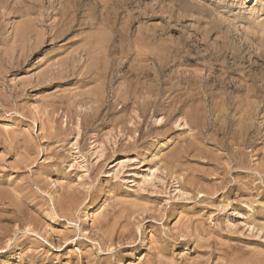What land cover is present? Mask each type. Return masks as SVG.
Segmentation results:
<instances>
[{"label": "rangeland", "instance_id": "1", "mask_svg": "<svg viewBox=\"0 0 264 264\" xmlns=\"http://www.w3.org/2000/svg\"><path fill=\"white\" fill-rule=\"evenodd\" d=\"M3 2L0 7H7H1L5 13L0 8V184H3L0 188L5 186V189L8 186L11 191H0V208L3 206L0 209V212H3L0 213V264H264V0ZM68 5L74 9L70 8V11ZM22 21L25 24L21 23ZM29 23L33 24L35 29ZM51 26H55L53 30ZM19 29L23 30V33L30 32L29 35L25 32L29 37L23 35ZM32 29L36 30L35 33ZM39 30L43 35L46 32L43 39ZM57 31L59 35L56 34ZM90 33L94 34L92 44L95 47L88 44L87 48L83 43H91ZM21 34L22 36H19ZM15 37L17 43L14 42ZM85 37L87 40L89 38L90 42H86ZM101 37L105 38L103 42ZM96 38L101 41L97 42ZM36 39H42L43 43L42 40L36 42ZM97 43L103 44L99 46ZM10 44L15 45L9 46ZM5 45L10 49L15 47V50L26 48L22 49V52L19 49V52L13 49L8 51L4 49ZM104 46L105 49L109 46L113 50L109 47L105 50ZM99 47H103L104 51ZM78 48L80 49L77 50ZM151 48L154 49L152 54L149 53L153 51ZM174 49L179 51L175 52ZM91 50L95 52L88 54ZM6 53L14 56V59ZM194 53H197V56ZM168 54H173L172 58ZM212 56H217L218 59ZM72 57L78 59L74 60ZM134 57L138 58H135L137 62ZM163 58L167 60L161 61ZM108 59L112 61L109 62ZM7 60L13 63H8ZM219 60H223V64ZM59 61L61 67L58 65ZM63 62L68 64L65 66L66 63ZM113 62H119L118 67ZM102 63L108 67L100 66ZM93 64H96V67ZM75 65L76 69L82 67V70H74ZM88 67L91 68L85 71ZM184 67L186 70H183ZM197 67L200 71H196ZM95 68L99 71L103 69L99 72ZM62 69L65 72H60ZM153 70H160L161 73L156 71V74ZM78 73L80 76H77ZM78 77L82 82H78ZM183 77L186 81H183ZM146 78L151 79V82ZM99 81L105 82L101 83L102 87ZM131 81L137 85H146L149 90L144 86L138 88L134 83L136 87H133L130 85ZM244 82H248V85ZM202 86L205 88L202 89ZM129 87L132 92L128 90ZM154 87H157L156 90ZM158 88L160 90H157ZM186 88L194 95L185 90ZM112 89H119V94ZM195 89L200 91L196 93ZM109 91L114 92L113 95L111 92L109 94ZM123 91L128 96L123 94ZM148 91L154 97L149 95ZM185 91L186 93H183ZM154 92L159 93L158 96ZM212 92L215 94L210 96ZM120 93L125 98H121ZM221 93L225 96H228L227 93L231 94L229 97L233 99L222 96ZM216 94L219 95L217 99ZM76 95L80 96L77 98ZM220 95L225 98L224 101L231 112L226 108L227 105L222 106L225 102L221 103L223 99L220 100ZM256 95L259 97H255ZM171 96L173 100H170ZM98 98L99 104L96 100ZM213 98L217 104L212 103L215 102ZM2 99H5L4 104ZM155 101L156 104L153 105ZM194 101L197 105L201 102L208 105H202L206 110L201 105L200 109ZM245 101L252 103L253 107L249 103L247 107ZM174 103H178L180 111ZM161 105L166 111L162 110ZM155 106L160 107L157 109ZM214 107L213 110H217L218 115L223 112L222 116L226 117L228 114V118H233L223 117V120L213 113V110L210 111ZM194 108L198 112L195 113ZM186 109L188 110L185 112ZM187 112H191L192 118L198 119L191 120L189 115L186 116ZM168 113H171V116ZM194 113H198L196 118ZM199 113L202 116L206 113L203 118L206 123L201 121L203 119ZM243 113L248 116L247 119ZM218 118L223 121L219 122ZM235 121L237 125L234 124ZM200 122L205 125L199 124ZM226 124L227 126H224ZM238 124L239 127L242 126L241 130ZM212 126L219 127L220 130H213ZM221 126L224 131H221ZM232 130L235 133L233 135ZM200 131H204L203 134ZM238 133L241 136H238ZM242 136L247 140L242 139ZM237 139L241 143H236ZM219 141L227 144L224 146ZM15 184H18V187ZM11 187L17 190L14 191ZM18 189L23 192L19 193ZM9 192L13 194L10 195ZM15 206L19 207V210ZM90 210L95 220H88Z\"/></svg>", "mask_w": 264, "mask_h": 264}, {"label": "bare ground", "instance_id": "2", "mask_svg": "<svg viewBox=\"0 0 264 264\" xmlns=\"http://www.w3.org/2000/svg\"><path fill=\"white\" fill-rule=\"evenodd\" d=\"M2 2H3V0H2L0 3L2 4ZM6 2H7V1H5V3H4V2H3V3L6 4ZM17 2H18V1H17ZM60 2H61V1H60ZM70 2H71V0H70ZM7 4H8V3H7ZM9 4H10V3H9ZM66 4H67V3H66ZM70 5H71V4H70ZM3 6H4V5H3ZM3 6H1V7H3ZM68 6H69V5H68ZM68 6H67V7H68ZM1 7H0V8H1ZM5 7H7V5L4 6V8H5ZM10 7H11V6H10ZM63 7H64V5H63ZM13 8H14V7H13ZM64 8H66V7H64ZM68 8H69V9L72 8V10L74 9L73 7H70V6H69ZM1 9H2V8H1ZM62 9H63V8H62ZM2 10H3L2 12L5 13L4 9H2ZM8 10H9V8H8ZM10 10H11V9H10ZM66 10H67V9H66ZM66 10H65V11H66ZM60 11L63 12V10H60ZM70 11H71V9H70ZM12 12H13V10L11 11V13H12ZM27 12H28V10H27ZM67 13H68V12H67ZM69 13H70V12H69ZM74 13H75V10H74ZM0 14H2V13L0 12ZM30 14H31V13H30ZM30 14H29V15L27 14V15L30 16ZM58 14H59V13H58ZM75 14H76V13H75ZM4 15H5V14H4ZM25 15H26V14H25ZM62 15H63V13H62ZM0 16H1V15H0ZM32 16H33V15H32ZM73 16H74V15H73ZM1 17H2V16H1ZM1 17H0V18H1ZM66 17H67V16H66ZM76 17H77V15H76ZM27 18H31V17H27ZM27 18H26V19H27ZM57 18H58V17H57ZM57 18H56V19H57ZM31 19H33V18H31ZM60 19H61V18H60ZM60 19H59V20H60ZM64 19H66V18L64 17ZM68 20H69V19H68ZM83 20H84V19H83ZM27 21L29 22V20H26V22H27ZM65 21H66V20H65ZM70 21H71V20H70ZM73 21H74V20H73ZM75 21H76V20H75ZM35 22H36V21H35ZM57 22H58V20H57ZM66 22H67V21H66ZM81 22H82V20H81ZM21 23H23V21H22ZM32 23H34V20H32ZM72 23H73V22H72ZM72 23H71V25H72ZM76 23H77V22H76ZM76 23H75V24H76ZM85 23H86V22H85ZM23 24H25V23H23ZM23 24H22V25H23ZM29 24L31 25V27L33 26V24H31V23H29ZM56 24H57V23H56ZM75 24H74V25H75ZM20 25H21V24H20ZM20 25H19V27H20ZM34 25L36 26V24H34ZM54 25H55V24H54ZM65 25H67V23H66ZM74 25H73V27H74ZM84 25H85V24H84ZM88 25H89V23H88ZM26 26H27V25H26ZM26 26H25V27H26ZM15 27H16V26H15ZM19 27H18V28H19ZM54 27H55V26H54ZM54 27L51 26L52 30L54 29ZM64 27L68 28L69 25H68V27H67V26H64ZM71 27H72V26H71ZM89 27H90V26H89ZM97 27H98V26H97ZM18 28H17V29H18ZM20 28H21V27H20ZM32 28H34V27H32ZM38 28H39V27H38ZM38 28H37V29H38ZM51 28H50V29H51ZM57 28H58V26H57ZM62 28H63V27H62ZM17 29H16V30H17ZM21 29H23V28H21ZM26 29H27V28H26ZM28 29H30V28H28ZM28 29H27V30H28ZM34 29H35V28H34ZM64 29H65V28H64ZM64 29H63V30H64ZM96 29L99 30L98 28H96ZM16 30H15V31H16ZM19 30H20V29H19ZM23 30H25V29H23ZM23 30H22V31H23ZM52 30H50V31H52ZM55 30H56V29H55ZM65 30H67V29H65ZM65 30H64V31H65ZM97 30H95V31L98 32ZM20 31H21V30H20ZM22 31H21V33H22L23 35L26 34V33H27L28 35L30 34V32L28 33V32H26V31H24V33H23ZM29 31H30V30H29ZM31 31L35 33L36 30H33V29H32ZM37 31H38V30H37ZM60 31H62V30H60ZM92 31H94V30H92ZM95 31H94V32H95ZM25 32H26V33H25ZM39 32H40V30H39ZM66 32H68V31H66ZM15 33H16V32H15ZM15 33H14V34H15ZM17 33H18V30H17ZM36 33H38V32H36ZM57 33H58V31L56 32V34H57ZM59 33L62 34L61 32H59ZM63 33H65V32H63ZM92 33H93V32H92ZM92 33H90V36H91V37L89 36V38L92 39V40H91V43H83V44L87 45V48H88V44L90 45V44H92V43L94 42V40H93V35H94V34H92ZM18 34H19V33H18ZM18 34H16V36H18ZM22 34L19 35V36H22ZM27 34H26V36H28ZM39 34H41V32H40ZM39 34H37V36H38ZM65 34H66V33H65ZM100 34L102 35V32H101ZM34 35H35V34H34ZM41 35H43V34H41ZM44 35H46V32H45ZM44 35H43V37H41L42 39L44 38ZM49 35H51V34L49 33ZM53 35H54V34H53ZM57 35H59V34H57ZM62 35H63V34H62ZM95 35H96V34H95ZM97 35H99V33H98ZM101 35H100V36H101ZM103 35H104V34H103ZM31 36H32V35H31ZM31 36H30V37H31ZM87 36H88V34H87ZM23 37H24V36H23ZM28 37H29V36H28ZM34 37H35V36H34ZM38 37H40V36H38ZM38 37H36V38H38ZM55 37H56V35H55ZM55 37H54V38H55ZM58 37H60V36H58ZM95 37H97V36H95ZM98 37H99V36H98ZM105 37H107V36H105ZM31 38L34 39L33 37H31ZM31 38H30V39H31ZM89 38H88V40H87L86 37H85L86 42H87V41L90 42V41H89V40H90ZM101 38H102V37H101ZM15 39H16V37H15ZM18 39H19V38H18ZM21 39H22V37H21ZM38 39H39V38H38ZM42 39H41V40H42ZM52 39H53V37H52ZM56 39H57V38H56ZM104 39H105V38H104ZM104 39L102 38V42H103ZM41 40H37V39H36V42H37V41H40V42H41ZM83 40H84V39H83ZM97 40H100V39L96 38V41H97ZM16 41H18V40L16 39L14 42H16ZM20 41H21V40L19 39V42H20ZM22 41H24V40H22ZM27 41H29V39H27ZM34 41H35V40H34ZM34 41H33V42H34ZM44 41H45V40H44ZM92 41H93V42H92ZM100 41H101V40H100ZM100 41H97V42H100ZM106 41H107V40H106ZM138 41H139V40H138ZM33 42H32V43H33ZM16 43H17V42H16ZM23 43H24V42H23ZM25 43H26V41H25ZM25 43H24V44H25ZM41 43H43V40H42ZM0 44H2V43H0ZM3 44H4V43H3ZM97 44H98V43H97ZM97 44H96V45H97ZM100 44H103V43H100ZM100 44H98V45L101 46ZM110 44H111V43H110ZM134 44H135V43H134ZM134 44H133V45H134ZM11 45H12V44H10L9 46H11ZM13 45H15V44H13ZM13 45H12V46H13ZM20 45H21V44H20ZM25 45H26V44H25ZM25 45H24V46H25ZM104 45H105V41H104ZM112 45H113V43H112ZM116 45H117V44H116ZM122 45H124V44H122ZM136 45H137V44H136ZM9 46H6V45H5L4 49H6V50L8 49V51H9V50L12 51V49L15 50V49H14L15 47H13V48L11 47V49H10ZM21 46H22V45H21ZM26 46H27V45H26ZM91 46L95 47V45H93V44H92ZM91 46H89V47L91 48ZM109 46H111V45H109ZM109 46H108V47H109ZM113 46H114V45H113ZM117 46H118V45H117ZM134 46H135V45H134ZM137 46H138V45H137ZM6 47H9V48H6ZM17 47H18V46H17ZM83 47L86 48V46H83ZM83 47H81V48H83ZM96 47H97V46H96ZM106 47H107V46H106ZM108 47H107V48H108ZM125 47H126V46H125ZM139 47H140V46H139ZM20 48H21V47H20ZM24 48H26V47H22L21 50H20L19 48H18V49L22 52V49H24ZM29 48H30V47H28V49H29ZM54 48H55V47H54ZM90 48H89V49H90ZM100 48L103 49V47H99V49H100ZM107 48H106V49H107ZM128 48H129V47H128ZM162 48H163V47H162ZM166 48H168V47H166ZM233 48H234V47H233ZM16 49H17V48H16ZM18 49H17V50H18ZM79 49H80V48H78L77 50H79ZM89 49H88V50H89ZM101 49H100V50H101ZM104 49H105V46H104ZM104 49H103V51H104ZM106 49H105V50H106ZM109 49H111V48L109 47ZM119 49H120V48H119ZM121 49H123V47H122ZM136 49H137V48H136ZM147 49H149V48H147ZM151 49H152V48H151ZM171 49H173V48H171ZM223 49H224V48H223ZM17 50H15V51H16V52H19V51H17ZM25 50H26V49H25ZM96 50H97V49H96ZM112 50H113V49H111V51H112ZM128 50H129V49H128ZM132 50H133V49H132ZM152 50H153V51H152V52H149V53L152 54V53L154 52V49H152ZM158 50H159V48H158ZM158 50H157V51H158ZM181 50H182V49H181ZM209 50H210V48H209ZM221 50H222V49H221ZM238 50H239V49H237V51H238ZM28 51H29V50H27V52H28ZM84 51L86 52V50H84ZM93 51H94V50H91V51H89V52H87V53L89 54L90 52H93ZM101 51H102V50H101ZM101 51H100V52H101ZM111 51H110V53H111ZM122 51H123V50H122ZM122 51H121V52H122ZM137 51H139V50H137ZM155 51H156V50H155ZM165 51H166V50H165ZM167 51H168V49H167ZM167 51H166V52H167ZM174 51H175V52H178L179 50L176 51V50L174 49ZM0 52H2V50H0ZM6 52H7V51H6ZM13 52H14V51H13ZM24 52H25V51H24ZM29 52H30V51H29ZM75 52H76V51H75ZM94 52H95V51H94ZM108 52H109V50H108ZM124 52H126V51L124 50ZM133 52H134V51H133ZM135 52H136V50H135ZM141 52H142V51H141ZM158 52H159V51H158ZM160 52H161V51H160ZM162 52H163V51H162ZM162 52H161V53H162ZM182 52L184 53V50H183ZM182 52H181L180 54L183 55ZM187 52H188V51H187ZM9 53H10V52H9ZM80 53H82V50H81ZM80 53H79V54L77 53V55H80ZM102 53H103V52H102ZM102 53H99V54H102ZM119 53H120V51H119ZM161 53H160V55H161ZM167 53H168V52H167ZM169 53H170V49H169ZM171 53H173V52H171ZM188 53H189V52H188ZM210 53H211V52H210ZM212 53H213V52H212ZM1 54H2V53H1ZM1 54H0V55H1ZM4 54H5V51H4L3 55H4ZM11 54L13 55L14 53H11ZM83 54H84V53H83ZM90 54H92V53H90ZM96 54L98 55L97 52H96ZM113 54H114V53H113ZM122 54H123V53H122ZM132 54L134 55L135 53H132ZM136 54H137V53H136ZM142 54H143V53H142ZM151 54H150V55H151ZM176 54H177V53H176ZM178 54H179V53H178ZM180 54H179V55H180ZM189 54H190V53H189ZM196 54H197V53H196ZM196 54L194 53L195 56H197ZM236 54H237V53H236ZM6 55H8V53H6ZM9 55H10V54H9ZM9 55H8V57L11 56V55H10V56H9ZM77 55H76V57H77ZM81 55H82V54H81ZM94 55H95V54H94ZM106 55H107V54H106ZM110 55H111V54H110ZM110 55H109V56H110ZM114 55H116V54H114ZM123 55H124V54H123ZM125 55H126V54H125ZM129 55H131V54H129ZM133 55H132V56H133ZM140 55H141V53H140ZM146 55H147V54H146ZM158 55H159V53H158ZM164 55H166V54H164ZM168 55H169V54H168ZM83 56H84V55H83ZM102 56H104V55H102ZM102 56H101V57H102ZM109 56H108V57H109ZM111 56H112V55H111ZM143 56H144V54H143ZM148 56H149V55H148ZM151 56H152V55H151ZM151 56H150V57H151ZM156 56H157V55H156ZM170 56H171V54L169 55V57H170ZM172 56H173V54H172ZM172 56H171V58H172ZM8 57H6V58H8ZM11 57H12V56H11ZM11 57H10V58H11ZM85 57H86V55H85ZM112 57L114 58V56H112ZM121 57H122V56H121ZM124 57L126 58V56H123V58H124ZM127 57H128V56H127ZM130 57H131V56H130ZM144 57H145V56H144ZM164 57H165V56H164ZM166 57H167V56H166ZM169 57H168L167 59H169ZM188 57H189V56H188ZM207 57H208V55H207ZM6 58H5V59H6ZM10 58H9V59H10ZM12 58L14 59V56H13ZM72 58H73V57H72ZM78 58H79V56H78ZM78 58H76V59H78ZM83 58H84V57H83ZM83 58H82V59H83ZM90 58H92V57L90 56ZM90 58H89V59H90ZM95 58H96V56H95ZM99 58H100V57H99ZM109 58H110V57H109ZM113 58H111V59L113 60ZM115 58H116V56H115ZM125 58H124V59H125ZM135 58H136V57H134V59H135ZM157 58L159 59V57H157ZM205 58H206V57H205ZM208 58H209V57H208ZM212 58H215V57L212 56ZM216 58H217V56H216ZM216 58H215V59H216ZM222 58H223V57H222ZM73 59H74V58H73ZM76 59H74V60H76ZM79 59H80V58H79ZM92 59H93V58H92ZM97 59H98V57H97ZM100 59H101V58H100ZM102 59L104 60L105 58L103 57ZM127 59H128V58H127ZM130 59H131V58H130ZM130 59H129V60H130ZM134 59H133V60H134ZM136 59H138V58H136ZM136 59H135V61L137 62ZM141 59H142V58H141ZM141 59H140V61H141ZM153 59H154V57L152 56V60H153ZM167 59H164V58H163V59H160V60L163 61V60H167ZM199 59H200V58H199ZM217 59H218V58H217ZM20 60H21V59H20ZM71 60H72V59H71ZM74 60H73V61H74ZM90 60H91V59H90ZM90 60H86V61H88V62L90 63V62L92 61V60H91V61H90ZM95 60H96V59H95ZM109 60H110V59H108V61H109ZM112 60H111V61H112ZM115 60H116V59H115ZM121 60H123V59L121 58ZM131 60H132V59H131ZM145 60H146V59H145ZM152 60H150V61H152ZM178 60H179V57H178ZM183 60H184V59H183ZM196 60H197V59H196ZM213 60H214V59H213ZM223 60H225V59H223ZM223 60H219V61H220V62H221V61L223 62ZM93 61H94V59H93ZM97 61H98V60H97ZM99 61H100V60H99ZM105 61H106V60H105ZM108 61H106V62H108ZM111 61H109V62H111ZM153 61H154V60H153ZM161 61H160V62H161ZM170 61H171V60H170ZM170 61H169V62H170ZM172 61H173V60H172ZM215 61H216V60H215ZM7 62H8V60H7ZM9 62H10V63H13L11 60H9ZM9 62H8V63H9ZM66 62H67V61H66ZM66 62H63V63H66ZM77 62H79V61H77ZM83 62H84V61H83ZM88 62H87V63H88ZM95 62H96V61H95ZM103 62H104V61H103ZM109 62H108V63H109ZM116 62H117V61H116ZM120 62H121V61H120ZM129 62H130V61H129ZM136 62L134 63L135 65H136ZM147 62H148V61H147ZM163 62H164V61H163ZM163 62H162V63H163ZM167 62H168V61H167ZM216 62H218V60H217ZM222 62H221V63H222ZM63 63H62V64H63ZM68 63H69V61H68ZM68 63H66L65 66H66ZM71 63H72V61H71ZM73 63H74V62H73ZM99 63H100V62H99ZM113 63H114V62H113ZM132 63H133V61H132ZM144 63H145V62H144ZM144 63L142 62V64H144ZM156 63H157V62H156ZM175 63H176V62H175ZM178 63H179V62H178ZM196 63H197V62H196ZM204 63H205V62H204ZM212 63H213V62H212ZM84 64H85V63H84ZM96 64H98V63L96 62ZM96 64H95V65H96ZM102 64H103V63H102ZM116 64H117V63H116ZM116 64L114 63V65H116ZM118 64H119V62H118ZM118 64H117L116 67H118ZM134 64L132 65V69H134V68H133ZM147 64H148V63H147ZM147 64H146V65H147ZM163 64H166V63H163ZM179 64H180V63H179ZM194 64H195V63H194ZM222 64H223V63H222ZM222 64H221V65H222ZM224 64H225V63H224ZM58 65H60V67H61L60 61H59V64H58ZM70 65H71V64H70ZM90 65H91V64H90ZM90 65H89V66H90ZM93 65H94V64H93ZM95 65H94V66H95ZM110 65H111V64H110ZM110 65H109V66H110ZM138 65H140V64H138ZM167 65H168V64H166V66H167ZM174 65H175V64H174ZM181 65H182V64H181ZM181 65H179L180 68H181ZM216 65H217V64H216ZM225 65H226V64H225ZM73 66H74V65L72 64V67H73ZM76 66H77V65H75L74 70L77 68ZM81 66L83 67L82 63H81ZM86 66H87V65H86ZM97 66H98V65H97ZM100 66H105V64L100 65ZM106 66H107V64H106ZM106 66H105V67H106ZM119 66H120V65H119ZM162 66H163V65H162ZM177 66H178V65H177ZM182 66H183V65H182ZM189 66H190V65H189ZM205 66H206V65H205ZM205 66H204V67H205ZM207 66H208V65H207ZM226 66H227V65H226ZM0 67H1V65H0ZM63 67H64V65L62 66V68H63ZM69 67H71V66H69ZM82 67H79V69L81 68V70H82ZM95 67H96V66H95ZM98 67H99V66H98ZM105 67H104V68H105ZM107 67H108V66H107ZM107 67H106V68H107ZM142 67H143V65H142ZM142 67H140V68L142 69ZM172 67H173V66H172ZM214 67H215V66H214ZM227 67H228V66H227ZM64 68H65V67H64ZM64 68H63V69H64ZM66 68H68V67H66ZM84 68H85V67H84ZM90 68H91V67H88L87 70H85V71H88V69H90ZM99 68H100V67H99ZM114 68H115V67H113V69H114ZM130 68H131V66H130ZM135 68H136V67H135ZM149 68L151 69V67H149ZM165 68H166V67H165ZM175 68H178V69H179V67H176V66H175ZM191 68H192V66H191ZM201 68H202V67H201ZM201 68H200V69H201ZM217 68H219V67H217ZM233 68H234V67H233ZM63 69H62L60 72L64 71ZM79 69H76V71L79 70ZM95 69H97V68H95ZM102 69H103V68H101V71H102ZM117 69H118V68H117ZM136 69H138V68H136ZM143 69H145V68H143ZM143 69H142V70H143ZM156 69H157V68H156ZM193 69H194V68H192V70H193ZM195 69H196V68H195ZM202 69H203V68H202ZM202 69H201V70H202ZM211 69H212V68H211ZM222 69H224V68H222ZM69 70H70V69H69ZM92 70H93V69H92ZM97 70H98V69H97ZM104 70H105V69H104ZM110 70H111V68H110ZM114 70H115V69H114ZM130 70H131V69H130ZM138 70H140V69H138ZM160 70H161V69H160ZM160 70H159V71H160ZM183 70H186L185 67H184ZM187 70H188V69H187ZM197 70H199V67H197L196 71H197ZM217 70H219V69H217ZM228 70H229V69H228ZM231 70H232V69H231ZM236 70H237V69H236ZM85 71H84V72H85ZM95 71H96V70H95ZM98 71H99V70H98ZM101 71H99V72H101ZM117 71H118V70H117ZM140 71H141V70H140ZM153 71H154V70H153ZM153 71H152V72H153ZM156 71H158V70H155L154 72H156ZM159 71H158V73L160 74L161 72H159ZM161 71L163 72V70H161ZM176 71H177V70H176ZM181 71H182V70H181ZM199 71H200V70H199ZM202 71H203V70H202ZM214 71H215V70H214ZM225 71H226V69H225ZM234 71H235V69H234ZM64 72H65V71H64ZM66 72H67V71H66ZM68 72L70 73V71H68ZM92 72H94V71H92ZM146 72H147V71H146ZM146 72H145V73H146ZM148 72H149V71H148ZM179 72H180V71H179ZM183 72H184V71H183ZM185 72H186V71H185ZM185 72H184V73H185ZM190 72H191V70H190ZM205 72H209V71L205 70ZM210 72H211V71H210ZM219 72H220V70H219ZM230 72H231V71H230ZM230 72H229V73H230ZM3 73H4V72H3ZM97 73H98V72H97ZM102 73H103V72H102ZM102 73H100V74H102ZM107 73H108V70H107ZM112 73H113V72H112ZM119 73H120V72H119ZM126 73H128V72H126ZM133 73H134V72H133ZM135 73H136V72H135ZM145 73H144V74H145ZM158 73L156 72V74H158ZM165 73H166V72H165ZM174 73H175V72H174ZM181 73H182V72H181ZM196 73H197V72H196ZM200 73H201V72H200ZM212 73H214V72H212ZM224 73H225V72H224ZM75 74H77V73H75ZM75 74H74V76H75ZM80 74H81V73H80ZM110 74H111V71H110ZM110 74H109V75H110ZM117 74H118V73H117ZM121 74H122V73H121ZM123 74H124V73H123ZM140 74H141V72H140ZM144 74H143V75H144ZM147 74H148V73H147ZM156 74H154V75L156 76ZM163 74H164V72H163ZM185 74H187V73H185ZM190 74H191V73H190ZM209 74H210V73H209ZM214 74H216V73H214ZM237 74H238V73H237ZM0 75H1V74H0ZM72 75H73V74H72ZM81 75H82V74H81ZM83 75H84V74H83ZM85 75L87 76L88 74H85ZM91 75H92V74H91ZM95 75H96V74H95ZM97 75H99V74H97ZM111 75H112V74H111ZM113 75H114V74H113ZM125 75H126V74H125ZM125 75H124V76H125ZM134 75H135V74H134ZM137 75L140 77L139 73H138ZM143 75H142V76H143ZM148 75H149V74H148ZM171 75H172V74H171ZM179 75H180V74H179ZM195 75H196V74H195ZM195 75H194V76H195ZM201 75H202V73H201ZM207 75H208V73H207ZM207 75H206V77H207ZM216 75L218 76V74H216ZM219 75H220V73H219ZM223 75H224V74H223ZM226 75H228L227 77H229V74L226 73ZM243 75H246V74H243ZM249 75H250V74H249ZM67 76H68V75H67ZM70 76H71V74H70ZM77 76H80L79 73H78ZM89 76H90V75H89ZM89 76H88V77H89ZM102 76H103V75H102ZM102 76H101V77H102ZM118 76H120V75H118ZM164 76H165V75H164ZM168 76H169V75H168ZM208 76H210V75H208ZM213 76H214V75H213ZM221 76H222V75H221ZM224 76H225V75H224ZM246 76H247V75H246ZM83 77H84V76H83ZM83 77H82V78H83ZM111 77H112V76H111ZM111 77H110V78H111ZM128 77H129V76H128ZM139 77H137L138 81H139ZM145 77H146V76H145ZM170 77H171V76H170ZM197 77H199V75H198ZM200 77H201V76H200ZM222 77H223V76H222ZM234 77H235V76H234ZM234 77H232V78H234ZM248 77H249V76H248ZM78 78L80 79V77H78ZM84 78H85V77H84ZM89 78H90V77H89ZM91 78H92V77H91ZM96 78H97V77H96ZM121 78H122V77H121ZM129 78H130V77H129ZM132 78H133V77H132ZM132 78H131V79H132ZM135 78H136V76H135ZM148 78H149V77H148ZM154 78H155V77H154ZM157 78H158V76H157ZM157 78H156V79H157ZM159 78H160V77H159ZM162 78L164 79V78H166V77H162ZM167 78H168V77H167ZM184 78H185V77H183V79H184ZM201 78H202V77H201ZM201 78H200V79H201ZM204 78H205V77H204ZM204 78H203V80H204ZM207 78H208V77H207ZM216 78H217V77H216ZM216 78H215V79H216ZM235 78H237V76H236ZM238 78H239V77H238ZM240 78H241V77H240ZM245 78H246V77H245ZM85 79H86V78H85ZM101 79H102V78H101ZM106 79H107V77H106ZM115 79H116V76H115ZM123 79H125V78L123 77ZM123 79H122V80H123ZM131 79H130V80H131ZM146 79H147V78H146ZM146 79H145V80H146ZM152 79H153V77H152ZM176 79H177V78H176ZM188 79H191V78H188ZM226 79H227V78H226ZM246 79H247V78H246ZM246 79H245V81H246ZM250 79H251V77H250ZM250 79H249L248 81H250ZM88 80H89V79H88ZM111 80H112V79H110L109 82H111ZM120 80H121V79H120ZM147 80H149V79H147ZM150 80H151V79H150ZM150 80H149V81H150ZM169 80H170V79H169ZM198 80H199V79H198ZM203 80H202V81H203ZM217 80H218V79H217ZM219 80H220V78H219ZM221 80H223V78H221ZM227 80H228V79H227ZM235 80H236V79H235ZM238 80H239V79H238ZM238 80H237V81H238ZM242 80H244V79H242ZM0 81H1V77H0ZM80 81H81V79H80L78 82H80ZM84 81H85V80H84ZM91 81H92V80H91ZM93 81H95V80L93 79ZM104 81H107V80L104 79ZM125 81H126V80H125ZM140 81H141V80H140ZM140 81H139V82H140ZM153 81H154V79H153ZM157 81H158V79H157ZM157 81H156V83H158ZM159 81H160V79H159ZM170 81H171V80H170ZM173 81H174V80H173ZM183 81H186V80L184 79ZM195 81H196V80H195ZM210 81H211V80H210ZM214 81H215V80H214ZM239 81H240V80H239ZM256 81H257V80H256ZM81 82H82V81H81ZM95 82H97V81H95ZM99 82H100V81H99ZM126 82H127V84L129 83V81H126ZM131 82H132V81H131ZM135 82H137V80H136ZM135 82H132V84H130V85L133 86V87H136V86H134V85L136 84ZM144 82L147 84L146 81H144ZM150 82H151V81H150ZM160 82H161V81H160ZM160 82H159V83H160ZM162 82H163V80H162ZM167 82H168V81H167ZM174 82H175V81H174ZM178 82H179V81H178ZM190 82H191V80H190ZM199 82H201V81H199ZM203 82H204V81H203ZM218 82L221 83L222 81H218ZM218 82H217V85H219ZM101 83H102V82H100L99 85H101V87H102V84H104L105 82L102 83V84H101ZM107 83H108V81H107ZM121 83H122V81H121ZM133 83H134V85H133ZM141 83H142V82H141ZM141 83H140V84H141ZM156 83H154V84H156ZM163 83H164V82H163ZM165 83H166V82H165ZM168 83H169V82H168ZM168 83H167V84H168ZM187 83H188V82H187ZM194 83H196V82H194ZM194 83H191V84L193 85ZM201 83H202V82H201ZM214 83L216 84V82H214ZM214 83H212V84H214ZM228 83H229V82H228ZM234 83H235V82H234ZM240 83H241V82H240ZM247 83H248V82H246V84H247ZM111 84H112V82H111ZM127 84H125V87H126ZM138 84H139V83H138ZM154 84H153V85H154ZM160 84H161V83H160ZM191 84H190V85H191ZM197 84H199V83H197ZM204 84H205V83H204ZM225 84H226V83H225ZM230 84H231V83H230ZM244 84H245V82H244ZM246 84H245V85H246ZM250 84H251V83H250ZM109 85H110V83H109ZM121 85H123V84H121ZM136 85H137V84H136ZM148 85H149V84H148ZM156 85H157V84H156ZM162 85H163V84H162ZM164 85H165V84H164ZM171 85H172V84H171ZM171 85L169 84V86H171ZM179 85H180V84H179ZM182 85H183V84H182ZM184 85H185V83H184ZM201 85H203V84H201ZM208 85H209V84H208ZM222 85H223V84H222ZM222 85H221V88H222ZM235 85H236V84H235ZM247 85H248V84H247ZM251 85H252V84H251ZM251 85H249V87H250ZM258 85H259V83H258ZM111 86H112V85H111ZM131 86H130V87H131ZM137 86H138V88H139V86H144V87H145L146 85H142V84H141V85H137ZM150 86H151V85H150ZM150 86H149V88L153 87V86H151V87H150ZM180 86H181V85H180ZM180 86H179V87H180ZM185 86H186V85H185ZM206 86H207V85H206ZM240 86H242V85H240ZM254 86H255V85H254ZM130 87H129V89H128L129 91H131V90H130ZM133 87H132V89H134ZM157 87H158V86H157ZM157 87H156V88H157ZM160 87H161V86H160ZM162 87H163V86H162ZM162 87H161V88H162ZM172 87H173V86H172ZM186 87H188V86H186ZM190 87H191V86H190ZM190 87H189V88H190ZM200 87H201V86H200ZM203 87H204V86H202V89H203ZM214 87H215V85H214ZM216 87H217V86H216ZM242 87H243V86H242ZM255 87L258 88V86H255ZM255 87H254V89H255ZM111 88H112V87H111ZM118 88H119V87H118ZM141 88H142V87H141ZM141 88H140V89H141ZM145 88H147V87H145ZM145 88H144V89H145ZM154 88H155V87H154ZM154 88H153V89H154ZM156 88H155V90H156ZM164 88H165V86H164ZM177 88H178V84H177ZM194 88H195V87H194ZM197 88H198V87H197ZM204 88H205V87H204ZM218 88H219V87H218ZM223 88H224V87H223ZM225 88H226V87H225ZM247 88H248V87H247ZM120 89H122V88H120ZM124 89H126V88H124ZM135 89H137V88H135ZM135 89H134V90H135ZM147 89H148V88H147ZM166 89H167V88H166ZM166 89H164V90H166ZM172 89H173V88H172ZM174 89H175V88H174ZM174 89H173V90H174ZM200 89H201V88H200ZM206 89H207V88H206ZM206 89H205V90H206ZM212 89H213V88H212ZM219 89H220V88H219ZM245 89H246V88H245ZM248 89H249V88H248ZM254 89H252V90H254ZM112 90H113V89H112ZM114 90H115V89H114ZM114 90H113V91H114ZM118 90H119V89H118ZM118 90H115V91H118ZM128 90H127V91H128ZM145 90H146V89H145ZM148 90H149V89H148ZM157 90H160V89L158 88ZM177 90H178V89H177ZM183 90H184V89H183ZM185 90H188V92L190 91V90L187 89V88H186ZM198 90H199V89H197V91H198ZM205 90H204V91H205ZM214 90H215V89H214ZM220 90H221V89H220ZM222 90H223V89H222ZM225 90H227V89H225ZM228 90H229V89H228ZM252 90H250V91H252ZM91 91H92V90H91ZM120 91H121V90H120ZM129 91H128V93H129ZM137 91H138V90H137ZM150 91H151V89H150ZM161 91H162V90H161ZM166 91H167V90H166ZM166 91H165V92H166ZM169 91H170V90H169ZM169 91H168V92H169ZM180 91H182V90H180ZM195 91H196V89H195ZM197 91H196V93H197ZM199 91H200V90H199ZM242 91H243V90H242ZM244 91H245V90H244ZM248 91H249V90H248ZM259 91H260V89H259ZM259 91H258V93H259ZM0 92H1V91H0ZM88 92H89V91H88ZM88 92H87V94H88ZM93 92H94V91H93ZM99 92H100V91H99ZM110 92H111V91H109V94H110ZM123 92H124V91H123ZM131 92H132V91H131ZM134 92H135V91H133V94H134ZM139 92H140V91H139ZM146 92H147V91H146ZM159 92H160V91H159ZM173 92H175V91H173ZM188 92H187V93H188ZM190 92H191V91H190ZM193 92H194V91H193ZM210 92H211V91L209 90V93H210ZM214 92H215V91H214ZM214 92H212L211 95H210L209 93H208V94H209L210 96H213V93H214ZM224 92H225V91H224ZM226 92H227V91H226ZM226 92H225V93H226ZM229 92H230V91H229ZM95 93H96V92H95ZM100 93H101V92H100ZM111 93H112V92H111ZM113 93H114V92H113ZM113 93H112L111 95H113ZM116 93L119 94V91L116 92ZM116 93H115V94H116ZM126 93H127V92H126ZM144 93H145V92H144ZM156 93H157V92H156ZM183 93H186V91L183 92ZM191 93H192V92H191ZM191 93H190V95H191ZM217 93H218V92H217ZM242 93H243V92H242ZM249 93H253V92H249ZM249 93H248V94H249ZM87 94H86V95H87ZM92 94H93V93H92ZM96 94H97V93H96ZM96 94H95V95H96ZM98 94H99V93H98ZM121 94H122V93H120L121 98H125V97H122L123 94H125V92H124L122 95H121ZM145 94H146V93H145ZM148 94H149V91H148ZM154 94H155V92H154ZM158 94H159V93H158ZM158 94H155V95L158 96ZM165 94H166V93H165ZM168 94H169V93H168ZM177 94H178V93H177ZM180 94H181V93H180ZM192 94H193V93H192ZM205 94H206V93H205ZM214 94H215V93H214ZM219 94H220V93H219ZM235 94H236V93H235ZM243 94H245V92H244ZM254 94H255V92H254ZM256 94H257V93H256ZM4 95H5V94H4ZM4 95L2 96V98L4 97ZM89 95H90V94H89ZM116 95H117V94H116ZM125 95H127V94H125ZM129 95H130V94H129ZM136 95H138V94L136 93ZM141 95H143V91L141 92ZM149 95H151V93H150ZM149 95H148V96H149ZM160 95H161V94H160ZM166 95H167V94H166ZM173 95H174V94H173ZM173 95H172V96H173ZM181 95H182V94H181ZM190 95H189V96H190ZM193 95H194V94H193ZM197 95H198V94H197ZM199 95H200V94H199ZM221 95H222V96H223V95L225 96L224 93H221ZM221 95H220V97H221L220 100L223 99V102H221V101H220V102H221V103H224L226 100H225V98H223ZM226 95H228V96H225V97L228 98L231 94H228V93H227ZM241 95H242V94H241ZM260 95H262V94H260ZM77 96H80V95H76V97H77ZM81 96H83V95L81 94ZM90 96H91V95H90ZM93 96H94V94H93ZM96 96L98 97V95H96ZM96 96H95V97H96ZM127 96H128V95H127ZM133 96H134V95H133ZM151 96H153V95H151ZM169 96H170V95H169ZM172 96L169 97L170 100L172 99ZM183 96H184V95H183ZM200 96H201V95H200ZM203 96H205V95L203 94ZM203 96H202V97H203ZM217 96L219 97V95L216 94V99H217ZM237 96H238V94H237ZM237 96H235V97H237ZM248 96H249V95H248ZM250 96L252 97V95H250ZM250 96H249V97H250ZM257 96H258V95H256L255 97H257ZM85 97H86V96H85ZM91 97H92V96H91ZM101 97H102V96H101ZM113 97H114V96H113ZM116 97H117V96H116ZM153 97H154V96H153ZM159 97H160V96H159ZM162 97H164V96H162ZM206 97H207V96H206ZM208 97H209V96H208ZM235 97H234V98H235ZM249 97H248V99H249ZM255 97L252 98L253 101H254V98H255ZM258 97H259V96H258ZM77 98H78V97H77ZM119 98H120V97H119ZM146 98H147V97H146ZM148 98H149V97H148ZM165 98H166V97H164V99H165ZM182 98H183V97H182ZM182 98H181L180 100H182ZM186 98H187V97H186ZM186 98H185V99H186ZM189 98L192 99V97H189ZM194 98H195V96L193 97V99H194ZM229 98H230L231 100L233 99V97H232V98L229 97ZM237 98H238V97H237ZM240 98H241V97H240ZM242 98H243V96H242ZM242 98H241V99H242ZM246 98H247V97H245V99H246ZM88 99H90V98H88ZM101 99H102V98H101ZM144 99H145V98H144ZM156 99H157V98H156ZM162 99H163V98H162ZM191 99H190V100H191ZM197 99H199V98H196V100H197ZM203 99H204V98H203ZM203 99H202V101H203ZM208 99H209V98H208ZM210 99H211V98H210ZM213 99L215 100V98H213ZM218 99H219V98H218ZM241 99H240V100H241ZM257 99H258V98H257ZM78 100H79V99H78ZM96 100H97V102H98L99 98L96 99ZM96 100H95V101H96ZM145 100H146V99H145ZM148 100H149V99H148ZM151 100H152V99H151ZM166 100H167V99H166ZM172 100H173V99H172ZM183 100H184V99H183ZM190 100H189V101H190ZM211 100H212V99H211ZM224 100H225V101H224ZM4 101H5V99H4ZM4 101H3V99L1 100L2 103H3ZM92 101H93V100H92ZM99 101H100V100H99ZM114 101H115V100H114ZM125 101H126V100H125ZM161 101H162V100H161ZM163 101H164V100H163ZM163 101H162V102H163ZM168 101H169V100H168ZM178 101H179V100H178ZM235 101H236V100H235ZM237 101H238V100H237ZM237 101H236V102H237ZM241 101H242V100H241ZM249 101H250V100H249ZM257 101H258V100H257ZM80 102H81V100H80ZM83 102H84V99H83ZM89 102H90V101H89ZM147 102H148V101H147ZM147 102H146V103H147ZM153 102H154V101H153ZM153 102H151V105H152ZM171 102H172V101H171ZM180 102H181V101H180ZM180 102H178V103L180 104ZM183 102H184V101H183ZM199 102H201V101H199ZM199 102H198V103H199ZM209 102H211V101H209ZM209 102H207V103H209ZM228 102H230L231 104L233 103V102H231V101H229V100H228ZM228 102H227V103H228ZM255 102H256V101H255ZM259 102H260V98H259ZM99 103H100V102H98V104H99ZM148 103H150V102H148ZM159 103H160V102H159ZM167 103H169V102H167ZM172 103H173V102H172ZM172 103H171V104H172ZM178 103H177V105L174 103V104H175V107H177V108H178ZM194 103H195V101H194ZM212 103H216V100H215V102L213 101ZM212 103H211V104H212ZM241 103H242V102H241ZM243 103H244V102H243ZM243 103H242V104H243ZM245 103H246V101H245ZM245 103L243 104V106L245 105ZM247 103H249V102H247ZM247 103H246V104H247ZM3 104H4V103H3ZM90 104H91V103H90ZM98 104H97V105H98ZM134 104H135V103H134ZM154 104H156V101H155V103H153V105H154ZM161 104H162V103H161ZM184 104H185V103H184ZM190 104H193V103H190ZM190 104H188V105L190 106ZM195 104H196V103H195ZM195 104H194V105H195ZM203 104H204V106H206L205 103H203ZM203 104H202V102H201V104L199 103V104H198V105H199V108H200V105L202 106ZM216 104H217V103H216ZM216 104H215V106L217 107ZM219 104H220V103H218V105H219ZM228 104H229V103H228ZM231 104H230V105H231ZM233 104H235V103H233ZM239 104H240V102H239ZM249 104H250V106H251L252 103H249ZM256 104H257V102H256ZM129 105H130V104H129ZM139 105L141 106V104H139ZM157 105H158V104H157ZM159 105H160V104H159ZM194 105H193V106H194ZM196 105H197V104H196ZM198 105H197V106H198ZM213 105H214V104H213ZM221 105H222V104H221ZM226 105H227V104H226V102H225V104L222 105V106H223V107H226ZM99 106H100V105H99ZM126 106H127V105H126ZM144 106H145V105H144ZM144 106H143V107H144ZM169 106H170V105H169ZM180 106H181V105H180ZM185 106H186V105H185ZM207 106H208V105H207ZM207 106H206V107H207ZM231 106H232V105H231ZM234 106H235V105H234ZM237 106H238V105H237ZM246 106L248 107V104H247ZM258 106H259V105H258ZM4 107H5V106H4ZM147 107H148V106H147ZM155 107H156V106H155ZM155 107H154V108H155ZM158 107H160V106H158ZM158 107H156V108L158 109ZM161 107H162V110H165V109H163V106H162V105H161ZM172 107H173V109H174V106H172ZM190 107H192V105H191ZM190 107H189V108H190ZM202 107H203V106H202ZM223 107L220 106V108H223ZM235 107H236V106H235ZM238 107H241V105L238 106ZM252 107H253V104H252ZM254 107H255V106H254ZM139 108H140V107H139ZM144 108H145V107H144ZM150 108H151V107H150ZM164 108H166V107H164ZM167 108H168V107H167ZM169 108H171V106H170ZM182 108H183V107H182ZM184 108H185V107H184ZM186 108H187V107H186ZM189 108H188V109H189ZM197 108H198V107H197ZM197 108H196V109H197ZM199 108H198V109H199ZM217 108L219 109V107H217ZM217 108H216V109H217ZM226 108L229 109L228 105H227ZM226 108H224V109H226ZM236 108H237V107H236ZM242 108H243V107H242ZM255 108H258V107L256 106ZM142 109H143V108H142ZM145 109H146V108H145ZM160 109H161V108H160ZM160 109H159V110H160ZM178 109H179V108H178ZM188 109H186L185 112H186ZM191 109H192V108H191ZM200 109H201V108H200ZM200 109H199L198 111H200ZM203 109H205V108L203 107ZM208 109H210V108H208ZM208 109H207V110H208ZM213 109H215V107L212 108V109H210V111L213 110ZM224 109H223V110H224ZM237 109H238V108H237ZM248 109H249V108H247V111H248ZM2 110H3V109H2ZM162 110H160V111H162ZM174 110H176V109H174ZM174 110H172V111H174ZM189 110H190V109H189ZM192 110H193V109H192ZM205 110H206V109H205ZM229 110H230V109H229ZM238 110H239V109H238ZM243 110L246 111L245 108H244ZM252 110H254V109H252ZM252 110H250V111H252ZM165 111H166V110H165ZM165 111H163V112H165ZM170 111H171V109H170ZM178 111H180V109H179ZM182 111H184V109H183ZM190 111H191V110H190ZM198 111H195V108H194V112H195V113L198 112ZM221 111H222V110L219 109V112H221ZM226 111H227V109H226ZM234 111H235V108H234V110H233V113H234ZM244 111H243V112H244ZM256 111H257V110H256ZM256 111H254V113H256ZM192 112H193V111H192ZM206 112H207V111H206ZM208 112H209V110H208ZM208 112H207V113H208ZM212 112L214 113L215 111L213 110ZM216 112H217V110H216ZM216 112H215V113H216ZM230 112H231V110H230ZM238 112H239V111H238ZM240 112H241V111H240ZM240 112H239V113H240ZM175 113H177V112H175ZM175 113H174V116H176ZM180 113H181V112H180ZM180 113H179V114H180ZM190 113H191V112H189V114H188V112H187V115H186V116H188V115L190 116ZM195 113H194V115H195ZM201 113H202V111H201ZM201 113H199V115H200ZM217 113H218V112H217ZM217 113H216V114H217ZM226 113H229V112H226ZM226 113H224V114H226ZM246 113H247L248 115H250L249 112H246ZM252 113H253V112H252ZM252 113H251V115H252ZM254 113H253V114H254ZM170 114H171V113H170ZM170 114L168 113L169 116H171ZM184 114H185V113H184ZM197 114H198V113H197ZM197 114H196V115H197ZM203 114H204V113H203ZM205 114H206V113H205ZM205 114H204L203 116L200 115V116L202 117V119L205 117ZM209 114H212V113H209ZM209 114H208V115H209ZM222 114H223V112L220 114L221 116L218 115V114H217V116L222 117L223 120H225L226 117L228 118V116H227L228 114L226 115V117H225V115L222 116ZM237 114H238V113H237ZM241 114H242V113H241ZM256 114H258V112H257ZM172 115H173V114H172ZM180 115H181V114H180ZM196 115H195V118H196ZM213 115H214V114H213ZM232 115H233V114H232ZM244 115H245V114L243 113V116H244ZM258 115H259V114H258ZM135 116H137V115H135ZM165 116H166V114H165ZM197 116H198V115H197ZM229 116H230V115H229ZM235 116H236V115H235ZM239 116H240V115L238 114L237 117H239ZM246 116H247V115H246ZM246 116H244V117H246ZM254 116H255V114H254ZM256 116H257V115H256ZM80 117H81V115H80ZM166 117H167V116H166ZM172 117H173V116H172ZM172 117H171V118H172ZM176 117H177V116H176ZM182 117H183V115H182ZM182 117H181V118H182ZM190 117L192 118L193 116H190ZM207 117H208V116H207ZM209 117H210V116H209ZM223 117H225V118H223ZM252 117H253V116H252ZM82 118H84V117H82ZM174 118H175V117H174ZM174 118H173V119H174ZM177 118H178V117H177ZM184 118H185V116H184ZM199 118H200V117H199ZM213 118H214V117H213ZM227 118H226V119H227ZM232 118H233V117L228 118V119H232ZM247 118H248V116H247L245 119H247ZM250 118H251V117H250ZM250 118H249V122H248V123L251 122V121H250ZM128 119H129V118H128ZM179 119H180V117H179ZM193 119H194V118H192L191 120H193ZM196 119H198V118H196ZM196 119H194V120H196ZM200 119H201V118H200ZM209 119H210V118H209ZM235 119H236V118H234V120H235ZM239 119H241V118H239ZM245 119H244V120H245ZM253 119H254V117H253ZM257 119H258V117H257ZM189 120H190V118L188 119V121H189ZM194 120H193V121H194ZM214 120H215V118H214ZM216 120H217V119H216ZM216 120H215V121H216ZM218 120H219V122H220L221 119L218 118ZM223 120H221V121H223ZM251 120H252V118H251ZM185 121H186V118H185ZM199 121H200V120H199ZM201 121L204 122L205 120L203 119V120H201ZM215 121H214V122H215ZM231 121H232V120H231ZM239 121H240V120H239ZM242 121H243V120H242ZM242 121H241V123L243 124ZM246 121H247V120H245V124H246ZM186 122H187V121H186ZM195 122H196V121H195ZM210 122H212V121L210 120ZM216 122H217V121H216ZM229 122H230V121H229ZM257 122H258V120H257ZM187 123H188V122H187ZM189 123H191V121H189ZM204 123H206V122H204ZM204 123H201V122H200L199 124H203V125H205ZM207 123H208V122H207ZM222 123L225 124V123H227V122H222ZM231 123H232V122H231ZM233 123H234V122H233ZM241 123H239V124H241ZM194 124H197V123H194ZM216 124H217V123H216ZM234 124H236V121H235ZM239 124H238V128L240 129V127H242V126L239 127ZM253 124H254V123H253ZM255 124H256V123H255ZM197 125H198V124H197ZM211 125H212V124H211ZM211 125H210V126H211ZM213 125H214V123H213ZM236 125H237V124H236ZM236 125H235V127H236ZM246 125H248V124H246ZM249 125H250V124H249ZM201 126H202V125H201ZM210 126H208V129H210V128H209ZM219 126H220V125H219ZM224 126H227V124L224 125ZM251 126H252V123H251ZM195 127H196V126H195ZM202 127H203V126H202ZM202 127H200V128H202ZM221 127H222V126H221ZM221 127H220V128H221ZM230 127H231V126H230ZM249 127H250V126H249ZM254 127H255V126H254ZM200 128H199V129H200ZM203 128H204V127H203ZM206 128H207V126H206ZM212 128H213V126H212ZM212 128H211V129H212ZM214 128H215V129H216V128L219 129V127H216V126H215ZM214 128H213V130H214ZM225 128H227V127H225ZM233 128H234V125H233ZM236 128H237V127H236ZM244 128H246V127H244ZM252 128H253V127H251V129H252ZM241 129H242V128H241ZM241 129H240V130H241ZM246 129H248V128H246ZM254 129H255V128H254ZM201 130H202V129H201ZM219 130H220V129H219ZM227 130H229V129H227ZM233 130H234V129H233ZM233 130H232V135L235 134ZM206 131H207V129L205 130V133H206ZM221 131H224V130H223V127H222V130H221ZM225 131H226V129H225ZM235 131H236V130H235ZM237 131H238V130H237ZM237 131H236V132H237ZM247 131H248V130H247ZM255 131H256V130H255ZM255 131H254V132H255ZM200 132H202V131H200ZM203 132H204V131H203ZM203 132H202L201 134H203ZM218 132H219V131H218ZM225 133H226V132H225ZM229 133H230V131H229ZM239 133H240V132H239ZM239 133H238V136L240 135ZM245 133H246V132H245ZM259 133H260V132H259ZM259 133H258V134H259ZM230 134H231V133H230ZM230 134H229V136H230ZM236 134H237V133H236ZM258 134H257V135H258ZM260 134H261V133H260ZM222 135H224V134H222ZM226 135H227V134H226ZM245 135H246V134H245ZM224 136H225V135H224ZM236 136H237V135H236ZM240 136H241V135H240ZM247 136H248V135H247ZM227 137H228V136H227ZM232 137H233V138H232V140H233V139H234V136H232ZM244 137H245V136H244ZM244 137L242 136L241 138L243 139ZM213 138H215V137H213ZM228 138H229V137H228ZM228 138H226V139H228ZM237 138H239V137H237ZM249 138H250V137H249ZM249 138H248V139H249ZM256 138H258V137H256ZM229 139H230V138H229ZM244 139L247 140V138H244ZM10 140H11V139H10ZM212 140H214V139H212ZM223 140H224V137H223ZM232 140H231V141H232ZM239 140H240V138H239ZM246 140H243V141H246ZM251 140H252V138H251ZM253 140H255V138H254ZM198 141H199V140H198ZM198 141H197V143H198ZM225 141H226V140H225ZM237 141H238V139L236 140V143H237ZM199 142H200V141H199ZM217 142H218V141H217ZM219 142H220V141H219ZM221 142H222V141H221ZM221 142H220V143H221ZM223 142H224V141H223ZM223 142H222V143H223ZM226 142H227V141H226ZM238 142L241 143L240 141H238ZM248 142H249V141H248ZM248 142H247V143H248ZM197 143H196V144H197ZM244 143H245V142H244ZM250 143H251V142H250ZM250 143H249V144H250ZM226 144H227V143H226ZM226 144H225V145H226ZM15 145H16V144H15ZM194 145H195V143H194ZM198 145H200V144H198ZM203 145H205V144L203 143ZM219 145H220V144H219ZM223 145H224V143H223ZM225 145H224V146H225ZM236 145H239V144H236ZM240 145H241V144H240ZM245 145H246V143H245ZM200 146H201V145H200ZM200 146H199V147H200ZM221 146H222V145H221ZM228 146H230V145H228ZM228 146H227V147H228ZM197 147H198V146H197ZM201 147H202V146H201ZM203 147H204V146H203ZM231 147H232V146H231ZM245 147H246V146H245ZM192 148H193V147H192ZM222 148H223V147H222ZM235 148H236V147H235ZM240 148L242 149L243 147L240 146ZM240 148H239V151L242 152V150H240ZM225 149H227V152L229 151L228 148L225 147ZM225 149H224V150H225ZM231 149H232V148H231ZM194 150H195V149H194ZM197 150H198V148H197ZM201 150H203V149H201ZM204 150H205V148H204ZM233 150H234V149H233ZM237 150H238V149H237ZM237 150H235V152H237ZM192 151H193V149H192ZM198 151H200V150H198ZM196 152H197V151H196ZM233 152H234V151H232V154H233ZM203 153H204V152H203ZM187 154H188V152H187ZM199 154L201 155V153H199ZM227 154H228V153H227ZM232 154H231V155L228 154V155H229V156H232ZM235 154H236V153H235ZM202 155H203V154H202ZM237 155H239V154H237ZM241 155H242V153H241ZM241 155H239V156H241ZM197 156H198V153H197ZM233 156H234V154H233ZM242 156H243V155H242ZM181 158H182V157H181ZM240 158H241V157H240ZM241 159H242V158H241ZM239 163H240V161H239ZM242 164H243V163H242ZM0 180H2V179H0ZM3 181H4V180H3ZM0 183H1V182H0ZM10 183H11V182H10ZM10 183H9V184H10ZM9 184H6V185H9ZM11 184H12V183H11ZM13 184H14V183H13ZM18 184H19V183H18ZM18 184H15V185L17 186ZM39 184H40V182H39ZM0 185H1V184H0ZM2 185H3V184H2ZM2 185H1V186H2ZM30 185H31V184H30ZM37 185H38V184H37ZM1 186H0V187H1ZM31 186H32V185H31ZM4 187H5V186H3V189L0 188V191H1V189H2V193H4L6 190H9V189H8V186H7V188H5L6 190L4 189ZM13 187H14V186H13ZM13 187H11V188H13ZM17 187H18V186H17ZM19 187H20V185H19ZM14 188H15V187H14ZM14 188H13V189H14ZM21 189H22V188H21ZM4 190H5V191H4ZM16 190H17V188H16ZM16 190L14 189V191H16ZM18 190H20V189H18ZM25 190H26V188H25ZM9 191H11V190H9ZM21 191H22V190H20L19 193H20ZM22 192H23V191H22ZM6 193H8V191H6ZM14 193H15V192H14ZM17 193H18V192H17ZM9 194L11 195V194H13V193H12V192H11V193L9 192ZM10 195H7V196H10ZM24 195H25V194H24ZM26 195H27V194H26ZM28 196H29V195H28ZM0 197H1V196H0ZM30 197H31V196H30ZM1 198H2V197H1ZM17 198H18V196H17ZM17 198H16V199H17ZM25 198H26V197H25ZM70 198H71V197H70ZM13 199H14V197H13ZM26 199H27V198H26ZM66 199H67V198H66ZM71 199H73V197H72ZM2 200H3V199H2ZM2 200H1V201H2ZM23 200H24V199H23ZM27 200H29V199H27ZM27 200H26V201H27ZM67 200H68V199H67ZM13 201L15 202V200H13ZM59 201H60V200H59ZM64 201L67 202L65 199H64ZM64 201H62V202H64ZM2 202H3V201H2ZM22 202H23V201H22ZM24 202H25V201H24ZM62 202H61V204H62ZM68 203H69V202H68ZM0 204H1V202H0ZM59 204H60V202H59ZM4 205H5V203H4ZM0 206H1V205H0ZM21 206H22V205H21ZM28 206H29V205H28ZM2 207H3V206H2ZM2 207H1V208H2ZM8 207H10V206L8 205ZM11 207L13 208V206H11ZM15 207H17V206H15ZM62 207H63V206H62ZM64 207H65V206H64ZM64 207H63V208H64ZM1 208H0V209H1ZM18 208H19V207H17V209H18ZM21 208H24V207H21ZM90 208H91V207H90ZM13 209H14V208H13ZM13 209H11V210H13ZM15 209H16V208H15ZM65 209H66V208H65ZM18 210H19V209H18ZM4 211H5V210H4ZM6 211H7V210H6ZM15 211H17V210H15ZM9 212H10V211H9ZM21 212H22V211H21ZM0 213L3 214V212H0ZM18 213L20 214V212H18ZM9 214H10V213H9ZM16 214H17V213H16ZM0 215H1V214H0ZM12 215H13V213H12ZM25 215H26V214H25ZM93 215H94V214H92V212H91V210H90V211H89V214H88V216H87V217H88V220H90V219H94V218H93V217H94ZM22 216H23V215H22ZM13 217H14V215H13ZM17 218H18V216H17ZM19 218H20V217H19ZM24 218H25V217H24ZM22 220H23V218H22ZM94 220H95V219H94ZM18 222H19V221H18ZM21 222H22V221H21ZM87 222H88V221H87ZM107 224H108V223H107ZM20 226H21V225H20ZM27 227H28V226H27ZM11 228H12V227H11ZM0 229H2V228H0ZM6 229H7V228H6ZM29 231H30V230H29ZM33 231H35V230H33ZM1 232H2V231H1ZM6 232H7V231H6ZM10 232H11V231H10ZM26 232H27V231H26ZM15 233H16V232H15ZM31 233H32V232H31ZM11 234H12V233H11ZM10 236H11V235H10ZM5 237H6V236H5ZM1 238H2V237H1ZM10 238H11V237H10ZM13 239H14V238H13ZM1 241H2V240H1ZM143 241H144V240H143ZM144 242H145V241H144ZM0 246H2V245H0ZM7 246H8V245H7ZM23 246H24V245H23ZM5 247H6V246H5ZM1 251H2V250H1Z\"/></svg>", "mask_w": 264, "mask_h": 264}]
</instances>
